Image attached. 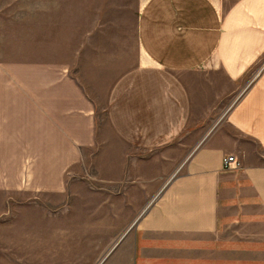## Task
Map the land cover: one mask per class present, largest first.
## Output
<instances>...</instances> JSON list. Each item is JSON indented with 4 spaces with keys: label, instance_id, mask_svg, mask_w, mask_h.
I'll list each match as a JSON object with an SVG mask.
<instances>
[{
    "label": "crops",
    "instance_id": "0c3cea01",
    "mask_svg": "<svg viewBox=\"0 0 264 264\" xmlns=\"http://www.w3.org/2000/svg\"><path fill=\"white\" fill-rule=\"evenodd\" d=\"M136 39L143 58L110 85L107 120L131 147L168 143L173 166L152 177L153 199L100 264H264V0H143ZM51 74L44 143L81 149L94 129L84 87ZM231 96L241 137L211 131ZM227 153L240 164L225 168Z\"/></svg>",
    "mask_w": 264,
    "mask_h": 264
},
{
    "label": "rangeland",
    "instance_id": "374dc122",
    "mask_svg": "<svg viewBox=\"0 0 264 264\" xmlns=\"http://www.w3.org/2000/svg\"><path fill=\"white\" fill-rule=\"evenodd\" d=\"M142 2L0 0V264H100L153 199L152 177L173 166L168 143L131 147L106 115L110 85L143 58ZM52 71L77 78L94 113L81 149L44 143ZM232 102L213 107L211 131L241 137L226 117Z\"/></svg>",
    "mask_w": 264,
    "mask_h": 264
},
{
    "label": "built area",
    "instance_id": "2783aa9c",
    "mask_svg": "<svg viewBox=\"0 0 264 264\" xmlns=\"http://www.w3.org/2000/svg\"><path fill=\"white\" fill-rule=\"evenodd\" d=\"M240 164V161L234 154H227L223 157V166L227 169L234 168Z\"/></svg>",
    "mask_w": 264,
    "mask_h": 264
}]
</instances>
